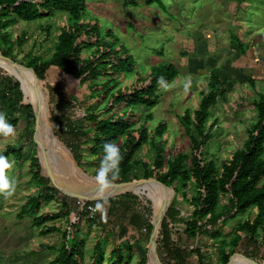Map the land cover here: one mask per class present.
Instances as JSON below:
<instances>
[{
	"label": "trees",
	"instance_id": "trees-1",
	"mask_svg": "<svg viewBox=\"0 0 264 264\" xmlns=\"http://www.w3.org/2000/svg\"><path fill=\"white\" fill-rule=\"evenodd\" d=\"M122 1L128 7L137 6L140 0ZM143 1L149 6L158 4L165 8L163 0ZM58 11L67 12L70 19L61 28L51 56L29 55L20 61L14 50L23 45L26 37L22 34L13 41L7 29L19 21L31 22ZM85 12L86 0H0V55L12 63L13 69L28 70L33 81L45 82L49 70L56 68L69 80L86 87L90 92L89 98L96 103L82 118L88 125L79 127L73 119L75 109L81 104L79 99L64 96L59 87L46 86L43 95L50 112L47 121L54 125L51 140L68 148L82 169L86 152L103 161L105 168L92 173L93 179L119 189L155 181L174 191L155 243L162 264H211L205 261L199 248L182 246L173 238L177 223H183L182 232L192 240L201 237L218 240L221 245L218 253L220 264H264V80L252 102L255 117L247 127L246 142L218 166L216 161L207 159L206 149L214 137L218 120L210 124L208 120L213 108L220 100L227 99L228 92H232L229 88L235 82L230 84L229 78L222 77L220 67L208 70V82L200 92L202 99L199 107L193 114L187 110L179 118L185 134L190 138V151L174 155L165 162L164 142H156V138L163 136L166 124L160 123L153 132L146 125L135 128L137 113L131 109L156 107L161 99L160 88L173 83L179 69L174 64L163 63L147 74H137L129 86L119 87L118 78L121 75L135 72L132 53L112 29L103 28L96 20H86ZM231 41H236L239 51L244 54L245 45L240 38L233 34ZM247 83L255 88L258 84L250 77ZM26 97L32 98L0 66V121L7 120L16 126L19 117H24L26 130L31 132L29 141L32 142L37 111L31 103H25ZM51 104H54V110ZM150 141L156 150L153 167L146 166L142 177L133 176L132 171L140 163L136 154ZM25 148L24 144L6 146L0 154V179L5 161L13 157L20 162ZM39 154L40 150H34L29 166L30 182L36 186L37 192L29 196L18 217L34 216V227L69 218L72 214L85 217L89 223L101 226L107 239H114L107 264H130L134 246L129 242L117 243L113 234L115 229L129 227L137 234L147 232L150 237L155 211L162 207L161 198L154 188L148 186L116 198L78 199L68 193L65 179L43 174ZM191 181L195 192L188 197L187 189ZM95 190L107 191L101 185ZM179 196L191 206L188 218H184L177 208L176 199ZM50 202L59 203V211L40 214L42 205ZM80 204L87 210L95 207L97 214L89 218ZM253 209L256 213L251 216ZM237 219L239 222L232 234L223 236L228 222ZM57 230L53 226L43 233ZM105 239L97 243L91 264L101 263ZM48 264H86L85 241L78 236L70 237L68 231L64 232L63 242ZM138 264L153 262L147 254Z\"/></svg>",
	"mask_w": 264,
	"mask_h": 264
},
{
	"label": "rangeland",
	"instance_id": "rangeland-1",
	"mask_svg": "<svg viewBox=\"0 0 264 264\" xmlns=\"http://www.w3.org/2000/svg\"><path fill=\"white\" fill-rule=\"evenodd\" d=\"M212 1L163 0L165 8H162L158 4L149 6L143 0L138 1L137 6L128 7L123 5L122 0H86L85 19L96 20L103 28L112 29L132 53L135 72L121 75L118 78L119 87L129 86L137 74H147L163 63L174 64L179 69L177 79L170 85L160 88L161 99L156 107L151 109L141 106L131 109L137 113L135 128L146 125L153 132L160 123L166 124L163 136L156 138V142H164L165 162L174 155L190 151V138L185 134L179 118L185 111L193 114L199 107L202 99L200 92L207 85V71L211 68L220 67L221 76L229 78L230 84H233L231 82L233 79L237 80L235 86L229 88L232 92H228L227 99L220 100L212 110L211 119L208 120L210 124L217 119L218 124L213 133L214 137L206 148L207 159L216 161L220 166L224 159L240 149L246 142L247 127L255 117L252 102L257 93L254 87L246 86L243 79L250 75L257 80L264 77V2L259 0L258 5L257 2L250 0H239V7H236L232 0H222L224 7L219 8L214 2L211 5ZM245 5L249 7L243 10ZM69 19L67 12L58 11L31 22L19 21L10 26L7 31H10L13 41L22 34L26 37L23 45L14 50L18 59L23 61L29 55L50 57L61 28L69 23ZM231 32H235L241 38L244 48H247L246 54H241L237 42L231 41ZM231 64L237 67L236 70ZM17 71L22 73L21 78L28 86H37L42 93L45 92L46 86L54 89L59 87L64 96L79 99L81 104L75 109L73 119L77 121L79 127L88 125L82 118L96 103L89 98L90 92L86 87L69 80L56 68L49 70L45 82L33 81L28 70L18 68ZM17 71L15 70L16 73ZM257 90H260V86ZM24 93L27 94L25 91ZM24 101L31 103L34 109L38 110V102L34 97H26ZM53 108L54 104H51V109L54 110ZM124 110L128 112L129 109ZM48 117L50 112L47 106L38 134L39 140L42 141L51 140L54 131V125L48 124ZM26 127L27 121L24 117H19L16 126L7 120L0 121V154L8 145L24 144L26 147L24 158L20 162H16L13 157L5 161L0 179V264H48L56 256L66 231L70 237L78 236L85 241L86 264L93 262L97 243L106 238L100 264H107L114 239L110 237L107 239V234L97 223H89L87 218L72 214L69 218L34 227V216H25L23 219L18 217L29 196L37 192L36 186L30 182L29 171L34 150H40L39 157L45 176L65 179L71 169V163L66 156L56 150L37 146L33 141L30 142L31 132H28ZM155 157L156 150L150 141L137 152L136 160L140 163L132 171V175L142 177L146 166L153 167ZM82 164L81 170L83 173L86 172L84 173L86 186L93 190L96 179H93L92 173L104 169L106 164L92 157L89 152L84 153ZM73 177L69 185L72 191L77 192ZM98 184L105 186L107 183ZM107 187L111 190L113 186ZM161 190L164 192L162 188ZM187 191L188 197L195 192L193 181L190 182ZM176 200L181 215L188 218L186 216L191 212V206L182 199V196ZM224 202L225 199L222 200L223 204ZM60 207L57 202L44 203L40 214L58 212ZM255 213L256 209H253L251 216ZM238 222L239 219L228 222L222 232L223 236L232 234ZM53 226L58 230L43 233ZM182 229L183 223L175 225L173 238L178 240V244L189 248L197 247L207 263L220 264L218 253L221 245L218 240L207 237L192 240L182 232ZM113 236L119 244L129 242L134 246L133 260L130 264H138V261L148 254L149 233L137 234L127 227L123 230L115 229Z\"/></svg>",
	"mask_w": 264,
	"mask_h": 264
},
{
	"label": "water",
	"instance_id": "water-1",
	"mask_svg": "<svg viewBox=\"0 0 264 264\" xmlns=\"http://www.w3.org/2000/svg\"><path fill=\"white\" fill-rule=\"evenodd\" d=\"M1 57H0V66L2 68H5L8 74H11V76L20 83V86L22 89H27L28 92H31L32 94L36 96L39 109L37 110V113H36V121H35L34 134H33L34 144L40 147H46V146L55 147L59 149L62 153H64L71 161V169L69 170L65 178L66 189L71 196L76 197L78 199H83V200L116 198L117 196L122 195L124 193H133L135 190L147 184H156V185H159L163 189L164 192L169 191L168 195H165L162 197L163 198L162 207L160 209L157 208L158 210L155 211V221H154V225H153L150 237H149V246H148V255L150 259L152 260L153 264H162L160 261L155 243H156L157 234L162 227L163 220L171 206L172 198L174 196V191L162 183L155 182V181H145V182L139 183L138 185L133 186L132 188L119 189L118 187L113 186L115 188L113 190H107L105 192H97L95 190L96 188L93 190H90L87 188L86 180H82V179L80 180V179H77L76 177H75V180L73 177V180L78 190L77 192L72 191V188L69 185L71 177L76 174H80L81 176H84V173L79 167L74 155L71 153V151L68 148H66L65 146L57 142H54L52 140L42 141V140H39L38 138V134L41 129L42 121L44 120V117L47 112V103H46L45 97L41 89L34 85L28 86V84L25 83V81L22 78L20 79L16 75V73L14 72L15 70L13 69L12 63L4 59L3 57L2 58ZM9 68H11L12 70ZM248 264H258V263H248Z\"/></svg>",
	"mask_w": 264,
	"mask_h": 264
},
{
	"label": "crops",
	"instance_id": "crops-1",
	"mask_svg": "<svg viewBox=\"0 0 264 264\" xmlns=\"http://www.w3.org/2000/svg\"><path fill=\"white\" fill-rule=\"evenodd\" d=\"M220 1H221V3H220ZM233 1V4H235L236 5V7H239V0H232ZM251 2H257V4L259 5V0L257 1V0H250ZM213 2H214V4H216V6L218 7L219 6V8L220 7H224V3L222 2V0H213L212 2H211V5H213ZM263 2H264V0H263ZM207 5H208V3H206ZM260 4H262V1H261V3ZM250 5V4H249ZM258 5H256V6H258ZM263 5H264V3H263ZM252 6V5H251ZM246 7H249V6H243V10H244V8H246ZM233 33H235V32H231V36H230V38H232V35H233ZM234 35H237L236 33L234 34ZM238 36V35H237ZM239 37V36H238ZM240 38V37H239ZM241 39V38H240ZM242 42V41H241ZM244 44V43H243ZM237 47H238V45H237ZM245 49H247V48H244V50ZM239 50V49H238ZM244 54H246V50L244 51ZM231 66H232V68H234L235 70H236V68L237 67H235V66H233V64H231ZM218 67V66H217ZM17 74L21 77L22 76V73L21 72H19V71H17ZM252 78V79H254V80H256L257 81V85H256V88L254 87V89H255V91H256V93L258 92V90H257V88H258V86H260V88H261V83H262V81L264 80V77L261 79V80H257V79H255L253 76H245V79H243L244 80V84L247 86H251V85H249V83H247V79L248 78ZM238 78H239V76H238ZM236 80H237V78H235V79H233L232 80V82H236ZM233 86H235V83H234V85ZM81 176V175H80ZM83 177V180H85V177L84 176H82ZM99 182H101V181H98V180H96V184H95V186L99 183ZM98 185H101V187H104V188H106L107 190H109L110 188H108L107 186H112V185H110V184H104L105 186H103L102 184H98ZM97 185V186H98ZM95 186L93 187V189H95ZM113 189H115L114 187H112L111 188V190H113Z\"/></svg>",
	"mask_w": 264,
	"mask_h": 264
},
{
	"label": "bare ground",
	"instance_id": "bare-ground-1",
	"mask_svg": "<svg viewBox=\"0 0 264 264\" xmlns=\"http://www.w3.org/2000/svg\"><path fill=\"white\" fill-rule=\"evenodd\" d=\"M5 69V68H4ZM9 69H11V68H9ZM12 70V69H11ZM15 72V71H14ZM16 73V72H15ZM11 75V74H10ZM16 75L21 79V77L16 73ZM27 94H29V95H31L32 97H34L35 99H36V96L34 95V94H32L31 92H28V90L27 89H23ZM47 103V102H46ZM43 122V121H42ZM42 126V125H41ZM46 148H49V149H52V150H56V151H58L59 153H61L62 155H64V156H66L64 153H62L59 149H57V148H55V147H52V146H46ZM67 157V156H66ZM68 158V157H67ZM68 160H69V158H68ZM70 161V160H69ZM70 163H71V161H70ZM69 172V171H68ZM74 177H76L77 179H82V177L81 176H79L78 174H76V175H73ZM148 186H151V187H153L154 188V190L156 191V193L160 196V198H161V201L163 200V196H165V195H168L169 194V191L166 193V192H162V190H161V187L159 186V185H156V184H147V185H144V186H142L141 188H139V189H137V190H135L134 192H137V191H140V190H142L143 188H145V187H148ZM71 187V186H70Z\"/></svg>",
	"mask_w": 264,
	"mask_h": 264
},
{
	"label": "built area",
	"instance_id": "built-area-1",
	"mask_svg": "<svg viewBox=\"0 0 264 264\" xmlns=\"http://www.w3.org/2000/svg\"><path fill=\"white\" fill-rule=\"evenodd\" d=\"M80 208H81V210H82L84 213L88 212L89 217H91V218H92L95 214H97V209H96L95 207H92V208H90L89 210H87V209L84 208V205H83V204H80Z\"/></svg>",
	"mask_w": 264,
	"mask_h": 264
}]
</instances>
